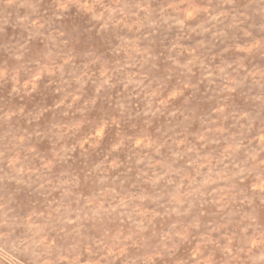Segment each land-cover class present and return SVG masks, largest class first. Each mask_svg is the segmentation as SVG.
I'll return each mask as SVG.
<instances>
[{
  "label": "clouds",
  "instance_id": "1",
  "mask_svg": "<svg viewBox=\"0 0 264 264\" xmlns=\"http://www.w3.org/2000/svg\"><path fill=\"white\" fill-rule=\"evenodd\" d=\"M0 264H264V0H0Z\"/></svg>",
  "mask_w": 264,
  "mask_h": 264
}]
</instances>
